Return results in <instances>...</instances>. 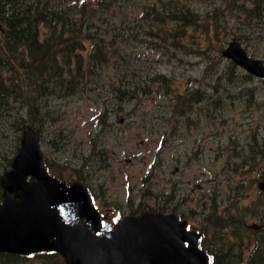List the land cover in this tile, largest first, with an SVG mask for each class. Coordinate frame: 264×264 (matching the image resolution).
<instances>
[{"label":"rangeland","instance_id":"374dc122","mask_svg":"<svg viewBox=\"0 0 264 264\" xmlns=\"http://www.w3.org/2000/svg\"><path fill=\"white\" fill-rule=\"evenodd\" d=\"M126 1L133 2L128 11L92 26L109 50L118 40L122 55L85 75L79 92L47 98L51 115L33 120L47 162L66 178L82 173L104 214L158 205L201 227L216 260L230 255L246 264L256 248L264 258V229L251 227L264 223V192L257 188L264 171V84L218 74L230 68L221 49L234 33L252 55L264 56L255 0ZM140 5L148 21L118 25L123 38L111 36L110 22L132 19ZM176 6H187L186 17L193 13L195 21L179 23ZM85 46L87 60L93 47L88 40ZM135 82L140 88L128 92ZM15 142L13 130L0 134L4 154ZM100 152L96 164L91 156ZM4 264L66 262L48 254Z\"/></svg>","mask_w":264,"mask_h":264},{"label":"water","instance_id":"95a60500","mask_svg":"<svg viewBox=\"0 0 264 264\" xmlns=\"http://www.w3.org/2000/svg\"><path fill=\"white\" fill-rule=\"evenodd\" d=\"M222 53L264 76V59L250 57L237 36ZM21 145L13 169L1 177L5 194L0 205L1 251L56 250L69 264H210V255L198 247L199 234L186 230V221L173 214L144 212L100 228L85 187L47 173L39 137L31 126L24 130ZM29 174L38 181L29 182ZM259 186L264 189V177ZM11 191L19 199L11 198Z\"/></svg>","mask_w":264,"mask_h":264},{"label":"trees","instance_id":"16d2710c","mask_svg":"<svg viewBox=\"0 0 264 264\" xmlns=\"http://www.w3.org/2000/svg\"><path fill=\"white\" fill-rule=\"evenodd\" d=\"M114 4L112 0H95L93 4L91 0H0V19L4 26L0 32V134L9 129L16 134L11 154H4L0 147V172L10 165L26 123L38 121L44 113L51 115L43 110L46 99L62 91L79 92L83 89V77L98 70V65L111 57L113 48L108 55L104 39L84 27L101 22L111 10L116 14ZM254 5V19L264 20V0H255ZM186 10L187 6H176L175 11L182 15L180 23L188 19L195 21L193 13L186 17ZM87 40L93 49L86 60L83 50ZM63 74L73 78L66 80ZM129 88L136 89L137 84ZM45 255L48 254L35 256ZM228 256L213 264L242 262V258ZM20 258L25 257L0 252V264L5 260L14 263ZM248 259L246 264H264L258 249Z\"/></svg>","mask_w":264,"mask_h":264},{"label":"flooded vegetation","instance_id":"af4514ba","mask_svg":"<svg viewBox=\"0 0 264 264\" xmlns=\"http://www.w3.org/2000/svg\"><path fill=\"white\" fill-rule=\"evenodd\" d=\"M107 211L109 212V209H107ZM126 212H130V210L126 211Z\"/></svg>","mask_w":264,"mask_h":264},{"label":"bare ground","instance_id":"6f19581e","mask_svg":"<svg viewBox=\"0 0 264 264\" xmlns=\"http://www.w3.org/2000/svg\"><path fill=\"white\" fill-rule=\"evenodd\" d=\"M41 73V72H40Z\"/></svg>","mask_w":264,"mask_h":264}]
</instances>
